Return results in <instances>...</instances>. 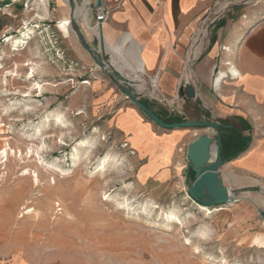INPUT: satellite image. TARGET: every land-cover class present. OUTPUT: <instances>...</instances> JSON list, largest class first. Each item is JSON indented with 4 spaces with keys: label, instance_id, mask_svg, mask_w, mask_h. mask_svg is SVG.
<instances>
[{
    "label": "rangeland",
    "instance_id": "1",
    "mask_svg": "<svg viewBox=\"0 0 264 264\" xmlns=\"http://www.w3.org/2000/svg\"><path fill=\"white\" fill-rule=\"evenodd\" d=\"M227 1L216 0L227 4L220 14L264 21V0ZM68 9L64 0H0V264H264V248L251 244L264 239L249 201L264 203L260 193L205 214L182 176L137 182L139 161L110 123L117 105L102 94L105 77L62 25ZM139 100L182 122L175 105Z\"/></svg>",
    "mask_w": 264,
    "mask_h": 264
},
{
    "label": "crops",
    "instance_id": "2",
    "mask_svg": "<svg viewBox=\"0 0 264 264\" xmlns=\"http://www.w3.org/2000/svg\"><path fill=\"white\" fill-rule=\"evenodd\" d=\"M94 2L82 0L79 6L87 4L90 8ZM215 4L216 0H102V6L110 10L108 20L100 29L104 56L127 83L133 84V93L137 94L138 78L142 75L136 77L132 72L134 67L126 60L119 61L127 62V68L120 63L113 64L110 50L121 45L126 50L134 47L143 67L142 73L148 77L156 75L160 93L172 100L182 86L191 43ZM90 10L91 18L88 9L85 16L94 22V12ZM215 19L210 39L191 64L195 101L209 120L228 126L220 130L221 156L225 163L219 173L223 185L231 191L252 186L250 181L264 185V21L260 18L233 19L228 13ZM66 20L69 23V17ZM81 23L86 35L91 37V48L97 49L99 42L95 43ZM70 31L69 26V34ZM230 72L237 73V77L226 75ZM104 80L102 94L106 95V100L113 97L112 103L117 105L110 123L139 161L137 182L163 185L182 176L184 182L190 183L193 172L186 164L187 146L199 135L212 136L210 131L159 129L136 107L123 102L121 97L124 99V96L108 78ZM121 104L122 109H118ZM174 105L182 121L197 116L192 102L179 98ZM149 106L161 117L168 115L165 106ZM180 148H184L182 155L178 151ZM243 198L246 199L240 197ZM249 201L254 206L258 202ZM238 203L224 205L222 210L239 209ZM257 206L264 207V203L258 202ZM219 210L221 208L210 211ZM251 244L264 248V239L254 238ZM7 264L24 263L13 260Z\"/></svg>",
    "mask_w": 264,
    "mask_h": 264
},
{
    "label": "water",
    "instance_id": "3",
    "mask_svg": "<svg viewBox=\"0 0 264 264\" xmlns=\"http://www.w3.org/2000/svg\"><path fill=\"white\" fill-rule=\"evenodd\" d=\"M70 11V30L76 36L81 48L90 56L93 63L99 68L106 78L113 81L114 86L120 92L127 103L136 107L151 123L162 130H198L208 129L212 136L199 135L192 140L187 146L185 159L187 167L193 172V180L189 184H185L186 195L190 201L195 204L207 208H220L224 205H232L240 200L239 194L246 192L264 193L258 187L249 186L247 188H239L231 191L225 187L221 181L219 169L224 165L225 161L221 156V129L228 126L218 124L209 120L205 113L198 107L196 103V93L193 84H188L181 87L177 91V97L192 102L197 116L194 119L182 121L179 123H166L150 108L145 106L133 93L132 87L126 82L124 77L116 71L106 59L101 46L103 43L98 39L99 46L97 49L91 48L82 33V30L77 24L75 18L76 1L66 0ZM225 2L215 5L208 19H214L219 15L224 7ZM96 8L102 7V0H95ZM102 37V35H101ZM103 39V37H102ZM255 207V206H254ZM258 215L264 220V210L255 207Z\"/></svg>",
    "mask_w": 264,
    "mask_h": 264
},
{
    "label": "bare ground",
    "instance_id": "4",
    "mask_svg": "<svg viewBox=\"0 0 264 264\" xmlns=\"http://www.w3.org/2000/svg\"><path fill=\"white\" fill-rule=\"evenodd\" d=\"M236 0H228L227 2L228 3H232ZM64 4L67 5V2L66 0H64ZM83 4V3H81ZM227 4L224 5V7H222V9L225 8ZM68 6V5H67ZM88 7H87V4L86 5H81V6H78L76 4V12H75V18L77 20H80L84 23L85 25V28L90 32L91 36H94L96 38L99 37L100 35V29L97 28V27H91L90 25V20L89 18H87L85 15H86V11H87ZM69 10V9H68ZM70 12V11H69ZM66 21V24H68L67 20L65 19ZM209 21L210 19H207L205 18L201 25H200V29H199V32L197 33L196 37L194 38L193 40V43L190 50H189V53H188V56H187V60H186V64H185V68H184V74H183V78H182V86H180L179 88L181 87H184L188 84H191V80H192V69H191V64L194 62V60L196 59V56H197V52L198 50L202 47V38L205 34V31L207 29V26L209 24ZM69 26H70V18H69ZM99 40L101 41V43H103V39L100 35L99 37ZM110 50H112L113 52V56H112V63L113 64H122L123 66H125L127 68L128 66V63L131 64L135 70H132V72H134V74L136 75V77H138L139 75H142V66L140 64V60H139V56H138V52H136V49L133 47L131 50H126L123 45H121L120 47H115V48H110ZM111 52V51H110ZM119 60H126L128 61L127 62H124V63H121ZM114 68V66H113ZM116 71H118L120 73L119 70H117L116 68H114ZM121 74V73H120ZM31 77V76H30ZM29 78V77H28ZM138 80H142V77L138 78ZM87 85L89 83H86ZM40 87L37 86V89H39ZM142 86H137V89L139 90H142ZM2 155L3 157H5L7 159V153H6V150H3L2 151ZM35 182L38 181L37 179V176L35 177ZM264 188H260L261 191H263ZM260 194L262 196H264V193L263 192H260ZM244 199V198H243ZM253 201V200H252ZM254 202V201H253ZM258 204V202H257ZM256 206V205H255ZM204 206H200L198 205V208L201 210V211H204L205 214H209L210 213V210L205 209L203 208ZM258 207V206H257ZM222 208V207H220ZM176 220V218H173ZM177 222V221H176ZM177 224L180 226L181 224H179L177 222ZM187 245H189L187 243ZM196 254H198V250L196 249L195 247V251H194ZM210 259V258H209ZM215 263V262H214Z\"/></svg>",
    "mask_w": 264,
    "mask_h": 264
},
{
    "label": "built area",
    "instance_id": "5",
    "mask_svg": "<svg viewBox=\"0 0 264 264\" xmlns=\"http://www.w3.org/2000/svg\"><path fill=\"white\" fill-rule=\"evenodd\" d=\"M215 5H217V3ZM93 7H94V25H93V27H97V28L101 29L102 24L108 20V17L110 15V10L103 7V6L101 8H96L93 5ZM209 14H208V16H209ZM208 16L206 18H208ZM96 39H98V38H96ZM226 75H228L230 78H236L237 77V73H231L230 72L229 74H226ZM222 77H224V76H222ZM128 84H130L132 88L134 87L133 84H131V83H128ZM137 84L139 86H142L143 88H142V90L138 89L137 94H134L136 96V98H138V99L147 98V99L152 100V101L166 102L167 104L174 105V102L176 101L175 99L171 100V101H167V99L160 93L159 88H158V82H157V76L156 75L148 77V76H145L144 73H142V80H138ZM191 202H193V201H191Z\"/></svg>",
    "mask_w": 264,
    "mask_h": 264
},
{
    "label": "trees",
    "instance_id": "6",
    "mask_svg": "<svg viewBox=\"0 0 264 264\" xmlns=\"http://www.w3.org/2000/svg\"><path fill=\"white\" fill-rule=\"evenodd\" d=\"M142 103L145 105V106H147L148 108H150L151 109V107L145 102V101H142ZM159 116V115H158ZM162 120H164L166 123L167 122H169L167 119H165V118H163V117H161V116H159Z\"/></svg>",
    "mask_w": 264,
    "mask_h": 264
}]
</instances>
